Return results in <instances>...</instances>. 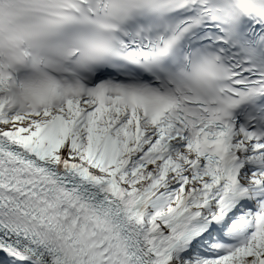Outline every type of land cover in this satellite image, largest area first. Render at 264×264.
<instances>
[{
  "label": "snow or ice",
  "instance_id": "6c2138e0",
  "mask_svg": "<svg viewBox=\"0 0 264 264\" xmlns=\"http://www.w3.org/2000/svg\"><path fill=\"white\" fill-rule=\"evenodd\" d=\"M0 264H264V0H0Z\"/></svg>",
  "mask_w": 264,
  "mask_h": 264
}]
</instances>
